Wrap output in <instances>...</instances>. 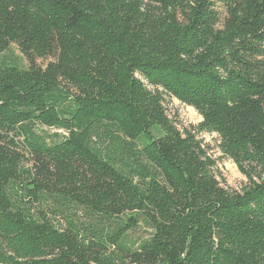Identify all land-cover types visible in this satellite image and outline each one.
<instances>
[{"label": "trees", "instance_id": "16d2710c", "mask_svg": "<svg viewBox=\"0 0 264 264\" xmlns=\"http://www.w3.org/2000/svg\"><path fill=\"white\" fill-rule=\"evenodd\" d=\"M0 264H264V0H0Z\"/></svg>", "mask_w": 264, "mask_h": 264}, {"label": "rangeland", "instance_id": "374dc122", "mask_svg": "<svg viewBox=\"0 0 264 264\" xmlns=\"http://www.w3.org/2000/svg\"><path fill=\"white\" fill-rule=\"evenodd\" d=\"M218 10L222 13V17L225 15L224 8L217 4ZM14 54L20 55V52L15 44L12 45ZM51 61L48 59H36V64L40 66H46ZM24 64L27 62L24 60ZM165 107L169 117L173 120L175 125L182 132L186 130H194L201 122L202 117L198 111L180 102L177 98L165 96ZM41 132H46L49 136H52L57 130L55 128L39 127ZM199 139L209 154L217 161L215 168V174L221 185L230 191H241L247 182V178L239 171L237 165L230 159L223 157L219 149V138L217 134H201ZM148 232L142 228H138L131 232L132 238L136 241L142 240L148 236Z\"/></svg>", "mask_w": 264, "mask_h": 264}]
</instances>
